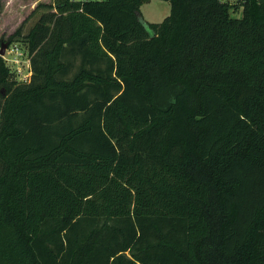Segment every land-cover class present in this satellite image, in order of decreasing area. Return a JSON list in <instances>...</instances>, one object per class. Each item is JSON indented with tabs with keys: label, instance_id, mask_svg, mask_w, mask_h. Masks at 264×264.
I'll list each match as a JSON object with an SVG mask.
<instances>
[{
	"label": "trees",
	"instance_id": "1",
	"mask_svg": "<svg viewBox=\"0 0 264 264\" xmlns=\"http://www.w3.org/2000/svg\"><path fill=\"white\" fill-rule=\"evenodd\" d=\"M167 1L53 0L30 78L0 55V264H264V0Z\"/></svg>",
	"mask_w": 264,
	"mask_h": 264
},
{
	"label": "rangeland",
	"instance_id": "2",
	"mask_svg": "<svg viewBox=\"0 0 264 264\" xmlns=\"http://www.w3.org/2000/svg\"><path fill=\"white\" fill-rule=\"evenodd\" d=\"M227 1L231 4V16L241 17L243 13V7L240 5L241 0ZM0 3V47L2 40L7 42L15 31L23 25V34L14 37V42L10 46L8 45L4 54V58L16 79L22 80L26 75L31 76L24 35L47 10L45 5L53 4V0H0ZM170 11L171 4L167 0H150L141 7L143 18L149 22L162 21L170 14Z\"/></svg>",
	"mask_w": 264,
	"mask_h": 264
},
{
	"label": "water",
	"instance_id": "3",
	"mask_svg": "<svg viewBox=\"0 0 264 264\" xmlns=\"http://www.w3.org/2000/svg\"><path fill=\"white\" fill-rule=\"evenodd\" d=\"M8 45H9V43H7V42L2 43V45L0 47V55L4 56V54L6 53Z\"/></svg>",
	"mask_w": 264,
	"mask_h": 264
},
{
	"label": "built area",
	"instance_id": "4",
	"mask_svg": "<svg viewBox=\"0 0 264 264\" xmlns=\"http://www.w3.org/2000/svg\"><path fill=\"white\" fill-rule=\"evenodd\" d=\"M17 55H19V53H17ZM28 56H29V54H28ZM29 66H30V58H29ZM30 72H31V69H30ZM29 77H30V75H26L21 81L28 80Z\"/></svg>",
	"mask_w": 264,
	"mask_h": 264
},
{
	"label": "crops",
	"instance_id": "5",
	"mask_svg": "<svg viewBox=\"0 0 264 264\" xmlns=\"http://www.w3.org/2000/svg\"><path fill=\"white\" fill-rule=\"evenodd\" d=\"M143 6V5H142Z\"/></svg>",
	"mask_w": 264,
	"mask_h": 264
}]
</instances>
